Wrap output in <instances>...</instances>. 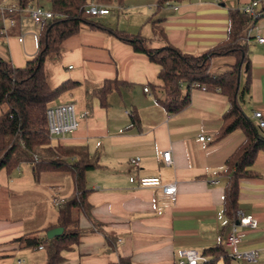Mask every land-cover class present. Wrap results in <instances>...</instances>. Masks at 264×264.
<instances>
[{
  "label": "crops",
  "instance_id": "1",
  "mask_svg": "<svg viewBox=\"0 0 264 264\" xmlns=\"http://www.w3.org/2000/svg\"><path fill=\"white\" fill-rule=\"evenodd\" d=\"M115 1L103 0L110 11L94 19L140 34L149 47L170 43L183 53L200 55L226 37L228 11L241 10L250 0H182L176 2L177 9L156 7L155 0H126L124 8H116L125 13L121 16L113 12ZM257 9L261 15L245 39L247 63L240 67L237 91L241 109L253 122V111L264 114V0ZM24 17L30 19L17 10L5 12L6 33L0 34V56L14 66H22L37 51V33L23 34L21 42L17 39ZM151 19H158L157 29ZM34 27L37 31L39 24ZM234 62L233 54L211 55L208 72H223ZM159 68L144 52L87 23L61 42L57 56L45 60L50 86L76 82L51 103L71 101L79 117L73 132L49 137L50 144L84 145L95 160L84 172L91 218L79 215V240L61 250L58 264H175L183 248L201 252L216 244L225 247L230 228L223 211L225 160L244 134L234 129L218 136L229 106L220 90L191 88L187 103L169 112L157 100L163 95ZM108 79L118 80L117 87L102 105L94 89ZM260 131L264 135V129ZM202 134L211 139L199 140ZM163 150L170 151V164L162 161ZM132 157L139 158L138 166L130 163ZM248 168L251 174L238 180L236 210L251 214L256 224L237 225L236 232L239 248L257 249L258 255L254 262L235 261L264 264V150ZM141 176L175 182V201L164 206L158 187L138 184ZM70 182L68 173L57 171L43 172L37 181L25 161L11 171L0 169V264L46 261L45 248L38 246L57 221L53 200ZM32 237L39 239L37 244H29Z\"/></svg>",
  "mask_w": 264,
  "mask_h": 264
},
{
  "label": "trees",
  "instance_id": "2",
  "mask_svg": "<svg viewBox=\"0 0 264 264\" xmlns=\"http://www.w3.org/2000/svg\"><path fill=\"white\" fill-rule=\"evenodd\" d=\"M37 0H16L19 8ZM89 0H50V9L54 18L41 22L37 31V51L26 59L22 66H14L0 56V169L11 171L20 162H29L35 180L41 173L57 171L69 174L72 184L71 193L59 198L56 207L55 226H62L60 234L45 239L46 261L41 264H58L63 257L60 252L79 240V215L88 218L90 203L89 190L85 186L84 172L95 164L84 145L51 146L47 130L45 109L61 93L76 84L64 80L52 87L49 85L44 62L57 56L61 42L78 30L81 23L108 31L119 40L132 46L135 51L144 52L147 57L159 65L158 77L162 81V96L157 100L169 112L177 111L188 101L189 86L193 81L205 83L207 88L218 87L229 101L228 108L222 114V124L218 136L234 129H241L244 138L238 147L226 158L227 181L224 187L223 211L230 223L235 218L237 208L238 180L251 174L249 166L259 150H264V135L256 124L248 118L237 98L239 70L246 59V30L253 19L240 9L228 11L226 37L214 47L200 55L181 52L170 43L160 47L147 46L146 39L138 33H129L116 28L106 27L93 16L84 12ZM123 3L126 0H116ZM156 7L165 2L182 0H155ZM158 19H151L157 29ZM233 54L235 62L223 72H208V59L214 54ZM118 80H104L94 89L102 105L106 104V95L117 87ZM180 82H184L181 85ZM184 86V92L182 88ZM72 156L73 158L67 159ZM96 224V223H95ZM35 245L37 237L28 238ZM207 259L201 264H232L225 247L216 244L201 251Z\"/></svg>",
  "mask_w": 264,
  "mask_h": 264
},
{
  "label": "built area",
  "instance_id": "3",
  "mask_svg": "<svg viewBox=\"0 0 264 264\" xmlns=\"http://www.w3.org/2000/svg\"><path fill=\"white\" fill-rule=\"evenodd\" d=\"M262 0H250L245 3L241 10L248 14L253 20L261 15V11L257 9L259 2ZM164 5L170 6L173 9H177L178 4L165 2ZM109 4L103 2V0H89L85 4L84 12L94 16L100 14L109 13ZM111 6L117 9L124 8L123 4L114 2ZM19 11L28 16L34 22L40 24L41 22H47L54 18L56 14L50 9V0H37L35 3L27 4L23 8H19L16 4V0H0V18L2 25L0 27V34L6 33V26L4 24L5 12ZM10 24L13 22L10 21ZM251 34V26L246 30V40H248ZM21 42L23 39V33L17 37ZM257 41H263V37L256 35ZM184 85V82H180ZM199 87L202 90L207 89V85L202 82L193 81L190 83L189 89ZM219 90L218 87L214 88ZM144 91H148V86L143 87ZM83 115V114H82ZM47 130L49 137L63 135L65 133L73 132L79 125V117L75 111L74 104L71 101L50 103L45 109ZM252 117L255 119V124L259 129H264V114L255 110L252 113ZM199 140H210L209 135H200ZM161 159L165 164H170L171 154L169 150H163L161 152ZM130 163L133 166L139 165V158L132 157ZM216 183L217 180H213ZM138 184L140 186L158 187L157 196L164 206L169 205L176 199V185L175 182L162 183L158 176H141L138 178ZM59 198L54 199L53 203L56 206L59 203ZM256 221L251 214L243 213L241 210H236L235 218L230 223V228L224 238V245L227 248V254L234 260H242L247 262H254L258 255L257 249H240V238L236 232L237 225L241 226H255ZM42 248V244L38 246ZM207 257L201 252L193 248H183L179 250V257L175 264H201L205 262Z\"/></svg>",
  "mask_w": 264,
  "mask_h": 264
},
{
  "label": "rangeland",
  "instance_id": "4",
  "mask_svg": "<svg viewBox=\"0 0 264 264\" xmlns=\"http://www.w3.org/2000/svg\"><path fill=\"white\" fill-rule=\"evenodd\" d=\"M115 1V0H114ZM116 2V1H115ZM113 12H118V14L121 16V15H124L125 13L123 12V10L122 11H118L116 8L115 9H113ZM22 14H24V13H22ZM93 17H97L96 15H94ZM34 24H36V23H33L30 19H28V18H25L24 17V19H23V25H22V33L23 34H32V35H36V33H37V31H38V29H37V31L35 30V27H34ZM36 38V37H35ZM68 189H67V185H65V187H64V190H59V192L57 193V192H55V193H57L56 195L58 196V197H61V196H63V195H66V194H68L69 193V191L68 190H71V187H72V185H71V182L70 183H68ZM56 190H58V189H56ZM68 191V192H67ZM67 192V193H66ZM54 208H56V207H54ZM54 210V209H53ZM238 263V261H235L234 260V263L233 264H237ZM239 263H242V261H239Z\"/></svg>",
  "mask_w": 264,
  "mask_h": 264
},
{
  "label": "water",
  "instance_id": "5",
  "mask_svg": "<svg viewBox=\"0 0 264 264\" xmlns=\"http://www.w3.org/2000/svg\"><path fill=\"white\" fill-rule=\"evenodd\" d=\"M63 227L62 226H54L46 230L45 235L47 239L52 238L55 235H58L62 232Z\"/></svg>",
  "mask_w": 264,
  "mask_h": 264
}]
</instances>
